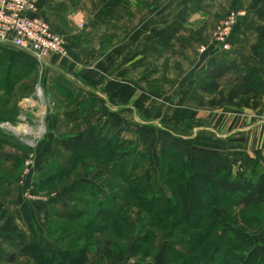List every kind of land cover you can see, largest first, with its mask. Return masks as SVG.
<instances>
[{
  "label": "trees",
  "instance_id": "1",
  "mask_svg": "<svg viewBox=\"0 0 264 264\" xmlns=\"http://www.w3.org/2000/svg\"><path fill=\"white\" fill-rule=\"evenodd\" d=\"M251 10L263 22L252 46L253 55L259 57L264 53V0H253ZM16 62L23 64L21 68ZM16 69L20 74L15 77ZM33 69L23 55L0 49V90L7 93L3 99H9L0 98L1 123L16 124V108H8L9 101L16 85L31 76ZM50 88L56 101L57 137L51 143L52 155L39 167L35 164L25 188L33 183L34 193L51 200L54 192L80 174L103 177L109 172L111 176L102 181L104 188L84 189L83 183L76 182L65 190L71 191L69 204L60 209L55 205L47 230L51 240L63 245L62 251L47 255L39 245H27L17 256L26 258L24 264H112L127 257L134 264H144L148 258L153 264H207L212 259L216 264H264V243L260 241L264 171L234 174L228 165L188 160L180 152L162 150L158 160L168 163L162 183L169 187L170 195L164 189L154 191L156 174L147 151L122 138L108 123L90 121L95 101L63 79L53 81ZM195 88L197 93L190 100L199 106L249 108L262 93V76L252 62L237 69L218 64L198 78ZM216 94L218 97L204 102L205 95ZM11 141L0 126V221L5 222L6 235L20 232L7 208L16 200V179L25 165L22 157L5 151L11 148ZM128 145L137 149L141 162L124 151ZM35 158L37 161L36 154ZM145 161L146 167L141 168ZM6 163L11 165L8 175L2 173ZM199 181L211 191V201L205 202L199 193Z\"/></svg>",
  "mask_w": 264,
  "mask_h": 264
},
{
  "label": "crops",
  "instance_id": "2",
  "mask_svg": "<svg viewBox=\"0 0 264 264\" xmlns=\"http://www.w3.org/2000/svg\"><path fill=\"white\" fill-rule=\"evenodd\" d=\"M252 1L37 0L36 15L70 45L68 57H52L43 65L56 73L51 84L63 79L95 101L90 121L108 123L125 140L139 145L166 140L163 149L228 165L234 174L255 175L264 171V53L255 57L252 52L263 24L251 10ZM231 11L239 18L226 51L216 32ZM244 62H252L262 76V93L251 107L199 106L190 100L209 68L237 69ZM216 97L205 95L204 102ZM51 111L36 167L53 153L59 123ZM43 143L50 147L42 148ZM24 191L18 187L7 208L20 232L6 235L0 221V264H22L26 258L17 256L30 244L47 255L62 251L47 235L48 216L56 204L68 206L71 191L33 202L24 199Z\"/></svg>",
  "mask_w": 264,
  "mask_h": 264
},
{
  "label": "rangeland",
  "instance_id": "3",
  "mask_svg": "<svg viewBox=\"0 0 264 264\" xmlns=\"http://www.w3.org/2000/svg\"><path fill=\"white\" fill-rule=\"evenodd\" d=\"M223 19H225V17ZM2 48L3 47H0V49ZM10 50H14L17 53L23 55L34 65L33 73L31 74V76L20 80V82L14 88V91H13L14 93L11 96L10 101H9L10 105L8 106V108H11L12 110H13V106H15L14 108H16L13 111L15 115L17 114L16 124H11L8 122L7 123L0 122L1 128L10 138H12V141L9 146L11 148L9 149L5 147L6 148L5 151L7 152V154H10L11 156L15 158L22 157L25 163V161H27V159H29L31 155H33L35 159L36 150L37 148L40 149V144L43 142L44 137L47 135V122L50 121V119L52 118L53 112L51 110H54L55 103H56L53 96L52 95L49 96L47 92L49 91V93L52 94V90L50 88L52 81L50 77L55 76L56 73H54L52 70L49 71L47 67L45 66L46 64L44 65L38 64L30 56L23 54L16 49L10 48ZM16 64L18 65L17 68H21V65H23L20 62H16ZM19 70L20 69H16L15 72L13 73L15 77L20 74ZM59 76L61 75L59 74ZM47 87H49L50 89L46 92L45 88ZM6 96H7V93L5 91L3 92L0 90V98L3 99ZM3 100L8 101L9 99L7 98ZM17 108L19 109V111H17ZM1 110L2 109L0 107V111ZM263 120L264 118L262 119V121ZM159 141H162V139L160 138ZM134 143H136L138 148L142 149L143 151H147L149 153V156L151 158L150 161L154 165V171L156 174L154 176V181H153L154 186H155L154 191L158 189H164L166 194L169 196L170 195L169 187L162 183V180H164V177L166 174L165 170H166V166L168 165V163L166 159H162L161 161L158 160L160 152L162 150H166V149H163V148H166V145H167L166 140H163V142H160L161 144L160 143L158 144L156 142H154L153 144L150 143L147 145H139L138 142H134ZM133 145L132 146L128 145L127 147L124 148L125 149L124 151H128V152L130 151L133 159H135L137 162H141L142 158L138 155L137 149H134L135 147ZM47 146L50 147V144L49 145L45 143L42 144V148L47 147ZM187 158L188 160H191V158L189 157ZM34 164H36V162ZM3 166H4V169L2 170V173L6 174L8 170L10 169L11 165L10 163H6ZM23 166L25 167L24 164ZM24 167L22 168L21 173L16 179V183H17L16 188L21 187L23 191L26 189L25 187L27 185V179L24 176ZM145 167H146V161L145 163H141V168H145ZM107 176L110 177L111 174L108 172ZM107 176L101 177L97 173L93 175H90L88 173H83L78 176V179L76 181H73L58 190L59 191L66 190L76 182H79L81 184L83 183L84 185H82L83 186L82 188L84 189H88L89 186H93L95 188H104L105 186L102 184V181L105 180L106 179L105 177ZM197 186L199 188V193L204 198V201L205 202L211 201V195L209 194V192L211 191H209V189L205 187V184L199 181L197 183ZM58 190L54 192L56 193L57 196L59 194ZM117 192H120V191H117ZM212 193H213L212 196L215 195L214 191H212ZM56 195L53 197H57ZM80 196H83V198H85L87 195L81 194ZM25 200L29 201L28 199H25ZM262 233L263 234H262L260 241L264 243V236H263L264 235V224L262 227ZM61 247H63V245H61ZM25 262L26 261H24L23 264ZM134 262L135 260L133 258L127 257L125 261L123 262L114 260L112 264H115V263L134 264ZM216 262L217 261H214V259H212V261L207 264H216ZM144 264H153V259L148 258Z\"/></svg>",
  "mask_w": 264,
  "mask_h": 264
},
{
  "label": "built area",
  "instance_id": "4",
  "mask_svg": "<svg viewBox=\"0 0 264 264\" xmlns=\"http://www.w3.org/2000/svg\"><path fill=\"white\" fill-rule=\"evenodd\" d=\"M36 12L37 0H0V47L16 49L30 56L38 64H43L52 57H68L69 42L55 34L50 25L37 16ZM238 18L239 14L231 11L218 27L216 41L221 44L223 50H230L227 40ZM262 151L264 153V141ZM34 160V156L31 155L25 161L24 176L27 180L33 176ZM25 190L23 196L29 201L45 199L34 193L33 183H30Z\"/></svg>",
  "mask_w": 264,
  "mask_h": 264
},
{
  "label": "water",
  "instance_id": "5",
  "mask_svg": "<svg viewBox=\"0 0 264 264\" xmlns=\"http://www.w3.org/2000/svg\"><path fill=\"white\" fill-rule=\"evenodd\" d=\"M23 119H25V118H23Z\"/></svg>",
  "mask_w": 264,
  "mask_h": 264
},
{
  "label": "bare ground",
  "instance_id": "6",
  "mask_svg": "<svg viewBox=\"0 0 264 264\" xmlns=\"http://www.w3.org/2000/svg\"><path fill=\"white\" fill-rule=\"evenodd\" d=\"M42 98V97H41Z\"/></svg>",
  "mask_w": 264,
  "mask_h": 264
}]
</instances>
